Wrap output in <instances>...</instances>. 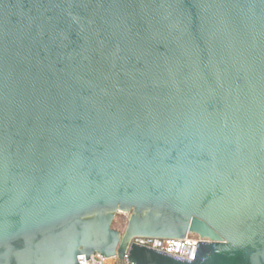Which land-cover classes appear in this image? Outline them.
<instances>
[{"label":"water","instance_id":"95a60500","mask_svg":"<svg viewBox=\"0 0 264 264\" xmlns=\"http://www.w3.org/2000/svg\"><path fill=\"white\" fill-rule=\"evenodd\" d=\"M264 264V0H0V264Z\"/></svg>","mask_w":264,"mask_h":264},{"label":"built area","instance_id":"2783aa9c","mask_svg":"<svg viewBox=\"0 0 264 264\" xmlns=\"http://www.w3.org/2000/svg\"><path fill=\"white\" fill-rule=\"evenodd\" d=\"M77 264H137L130 259L105 256L103 254L92 253L89 257L84 255L78 258Z\"/></svg>","mask_w":264,"mask_h":264}]
</instances>
